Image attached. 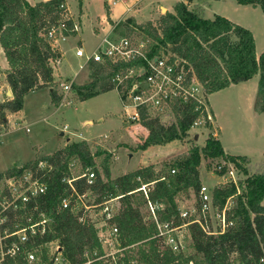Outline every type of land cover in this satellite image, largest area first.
Segmentation results:
<instances>
[{"label": "trees", "instance_id": "obj_1", "mask_svg": "<svg viewBox=\"0 0 264 264\" xmlns=\"http://www.w3.org/2000/svg\"><path fill=\"white\" fill-rule=\"evenodd\" d=\"M191 1L179 0L174 12L163 16L160 29L151 24L145 26L144 33L157 42L154 51L160 46L171 45L173 53L192 66L208 95L260 73L254 111L264 114V53L257 58L252 32L220 15L214 19L205 18V4L198 2L190 8L188 2ZM235 1L241 5L260 6L264 12V0ZM63 3L65 0L35 4L28 0H0V46L8 62L6 81L13 93L11 99L0 103L1 124L7 121L9 113L22 110L25 96L33 91L50 88L52 103L61 104L63 94L55 87L54 78V64L61 59V53L47 34L64 20V10L60 8ZM66 23L68 29L64 34L74 35L73 22L67 19ZM130 65L92 62L89 65L91 82L78 87L80 99L113 90L112 79L116 72ZM176 114L177 121L167 128L153 124L152 136L156 143H169L189 135L196 114L186 111ZM148 146L146 143L140 148ZM103 153H93L87 141L69 142L53 154L22 166L23 170H33L46 183L47 190L29 205L25 214L9 212L4 226L13 229L16 223L25 225L24 216L32 215L33 221H38L40 215H44L48 221L45 234L26 246L28 251L39 248L43 264H52L45 247L52 242L60 246L68 264H85L96 258L95 253H103L97 222L92 221L85 206L71 196L73 189L63 181L75 177L74 162L81 174L72 185L77 194L93 196V203L88 206L100 205L112 198L120 201V208L111 220L119 230V247L127 252L119 264H264V172L249 173L247 156L228 155L220 140L209 134L201 149H191L187 157L167 163L162 169L154 165L142 166L112 178L109 155L101 164L102 171L96 165V158ZM203 159L210 161V165L217 161V166L222 162L233 163L244 175L238 185L224 183L212 189L214 209L222 211L228 201L233 200L226 211L227 221L232 225L222 234L211 235L197 223L188 224L194 254L174 253L163 238L158 237L152 214H146L144 209L150 211L149 202L162 204L163 208L157 210L160 222L171 223L174 227L189 223L191 219L181 217L178 198L182 194L189 198L190 193H194L195 205L199 206ZM41 163H45V167H40ZM19 169L11 168L1 173L0 178L20 175ZM88 169L95 172L91 185L83 176ZM223 172L215 168L217 175ZM143 185H148L147 196L140 190ZM65 198H71L67 208L63 207ZM18 259L20 264H26L22 255ZM5 264L14 263L6 261Z\"/></svg>", "mask_w": 264, "mask_h": 264}, {"label": "rangeland", "instance_id": "obj_2", "mask_svg": "<svg viewBox=\"0 0 264 264\" xmlns=\"http://www.w3.org/2000/svg\"><path fill=\"white\" fill-rule=\"evenodd\" d=\"M28 1L34 4L42 0ZM115 1L117 0H65L77 28L76 35L60 40L56 45L52 42L63 56L61 62L54 66L55 87L59 92H64L61 84L71 83L75 73L79 71V65L83 63V59L75 54L79 43L83 44L86 53L92 54L102 37L110 32L112 39L122 37L142 39L145 37V26L153 24L160 29L163 16L167 12L173 13L179 0H124L114 6ZM208 1L210 4L207 0H192L190 8L197 2L205 4V18L214 19L216 15H220L249 29L254 36L256 55L259 58L264 53L262 8L241 5L235 0ZM160 6L166 9H161ZM104 18L108 24L102 23ZM117 21L120 22L116 24ZM112 24L117 25L115 30L111 27ZM127 26H130L129 29ZM159 32L161 33V30ZM4 59L0 46V88L4 92L0 93V103L7 89ZM259 78L260 73H257L248 81L233 84L209 95L210 105L217 117L214 127L200 128L194 133L189 132L183 139L160 144L154 141L156 139L152 136L154 130L140 127V124L130 125L126 121L123 105L115 89L98 93L86 100L80 99L78 87L91 82V70L87 68L75 78L72 91L59 106L52 103L50 88H42L25 96L22 110L8 114L7 121L1 125L5 134L0 144V173L41 156L51 155L67 142L87 141L93 153L104 152L96 158V165L100 171L102 162L109 155L111 177L116 178L142 166L154 165L162 169L167 163L187 157L191 149L195 147L201 149L209 134L220 140L228 155L247 156L249 173L264 172V114L254 111ZM21 127H27L30 131L27 133ZM146 143H149L148 147L140 148ZM74 163L72 169L75 173L73 176L76 177L81 174V170L77 162ZM217 163L215 161L210 165V161L206 159L201 163V182L210 189L225 183L215 173ZM236 173L239 179H244L239 170ZM178 199L181 210L189 209L196 204L194 193H190L189 198L182 194ZM93 200V196L88 194L85 205L92 204ZM111 205L114 206L116 213L120 208V201L115 200ZM144 210L150 215L147 208ZM85 211L92 221H101L99 207L90 210L85 208ZM209 216L211 228L217 229L216 216L214 213ZM182 231H186V228ZM184 253L194 254L191 242L187 241ZM126 254V251L121 250L117 254V261ZM108 259H105V262L101 261V264H111Z\"/></svg>", "mask_w": 264, "mask_h": 264}, {"label": "built area", "instance_id": "obj_3", "mask_svg": "<svg viewBox=\"0 0 264 264\" xmlns=\"http://www.w3.org/2000/svg\"><path fill=\"white\" fill-rule=\"evenodd\" d=\"M119 1L123 2L124 0H117L113 2V5L120 4ZM60 8L64 10V20L59 26L50 29L47 34V38L55 45L60 40L67 38L64 34V31L68 29L67 19L73 22V31H76L77 28L68 5L63 3ZM116 26L112 27L113 30ZM153 26L158 29L157 25ZM159 35L163 37L160 32ZM156 44L157 42L146 34L144 38L139 40L130 37L112 39L110 35H107L92 54L86 53L83 48H78L76 56L83 59V63L79 65V71L71 83L64 82L61 84L64 91L62 101L72 91L74 80L78 74L92 62L103 64L110 61L115 64H131L128 67L120 68L112 79L114 89L117 91L123 105L126 121L130 125L140 124V127L154 130L153 124L157 123L167 128L177 121V111L178 113L186 111L196 114L188 134L189 132L194 133L200 128L214 127L216 116L210 105L209 95L198 81L192 66L173 53L171 45L166 48L160 46L157 51H154ZM0 93L4 94L1 88ZM9 98L5 93L1 103L9 100ZM1 125L0 123V144L5 134L1 129ZM21 128L25 129L27 133L30 131L27 127ZM39 166L43 168L45 163H41ZM215 168L218 172L225 170L220 175L225 183L238 185L237 168L233 163L223 162ZM83 176L87 178L88 184H93L95 172L92 169H88ZM76 179L74 177L63 180L73 189L71 196L76 197V201L82 203L88 210L99 207L102 216L96 227L103 253H95L96 258L89 259L85 264H94L95 262L101 264V261L105 262L107 258H109V263L119 264L120 259L117 261V254L122 250L118 243L119 230L116 225L111 223L118 212V210L116 213L114 212V206L111 203L118 200V198L109 199L96 206L85 205L88 194L80 195L76 193L72 185ZM147 186L143 185L140 189L146 196ZM46 190V183L36 176L31 169L23 170L21 168L20 175L0 178V264H5L6 261L20 264L18 257L21 255L26 264H43L39 248L28 251L26 246L38 236L45 234L48 221L44 215H40L41 218L38 221H33L32 215L24 216L25 225L19 222L16 223L13 229L5 227L4 224L8 219L9 212L25 214L29 205L34 203L39 195L45 193ZM198 199L199 206L194 205L189 209L181 210V217L191 219V221L177 227H174L171 223L159 221L157 210L163 208L162 204L148 203L152 219L157 225L158 237L163 238L165 244L174 253L184 252L187 241L191 242V236L187 228L188 224L197 223L211 235L222 234L229 225H232L226 218V211L231 203L230 200L222 211L214 209L212 189L204 184H201L199 188ZM70 204L71 198L63 200L64 208L69 207ZM211 213H214L218 220V227L215 230L211 228L209 220ZM184 228L188 233L182 231ZM45 247L49 251L48 254L52 264H68L58 244L52 242L45 245Z\"/></svg>", "mask_w": 264, "mask_h": 264}, {"label": "crops", "instance_id": "obj_4", "mask_svg": "<svg viewBox=\"0 0 264 264\" xmlns=\"http://www.w3.org/2000/svg\"><path fill=\"white\" fill-rule=\"evenodd\" d=\"M42 1H44V0H42ZM214 1H220V0H214ZM29 2H30V1H29ZM38 2H40V1H38ZM207 2H208V4H210V1L207 0ZM36 3H37V2H36ZM197 3H198V2H197ZM34 4H35V3H34ZM195 4H196V3H195ZM188 5H189V7H190L191 2H188ZM160 8H161V9H163V8L166 9L164 6H160ZM167 11H168V10H167ZM109 20H110V19H109ZM119 22H120V21H117L116 24L119 23ZM102 23H103V24H104V23L108 24V22H106V18H104V19L102 20ZM116 24H112L111 27H114ZM102 30L104 31L105 28H103ZM110 33H111V32H110ZM110 33L104 35V36L102 37L101 41L104 39V37H106L107 35H110ZM74 35H76V31H75V34H74ZM74 35H72V36H74ZM69 37H70V36H69ZM101 41H100V43H101ZM100 43H99V44H100ZM99 44L97 45V47L99 46ZM78 48H83V44H82V43H81V44L79 43V46L76 48V51H77ZM83 49H84V48H83ZM59 51H60V50H59ZM60 53H61V51H60ZM3 54H4V53H3ZM75 54H76V52H75ZM4 57H5V56H4ZM62 58H63V56H62V53H61V59H60L58 62H56V63L54 64V66H56V64L60 63L61 60H62ZM4 61H5V70H6V69H8V62H7L6 58L4 59ZM87 68H89V66H88ZM87 68H86V69H87ZM75 75H76V73H75ZM78 75H79V74H78ZM77 77H78V76H77ZM54 78H55V77H54ZM73 78H74V77H73ZM55 82H56V81H55ZM6 88H7V89H5V90H6L5 93H6V95L8 96V91H9V88H10V87L8 86V84H7V87H6ZM31 93H32V92H31ZM60 93H61V92H60ZM61 94H62V93H61ZM50 96H51V90H50ZM11 98H12V97H11ZM216 120H217V117H216ZM24 130H25V129H24ZM29 130H30V129H29ZM25 132H26V131H25ZM67 144H68V142H67ZM62 148H63V147H62ZM225 152H226V151H225ZM41 157H42V156H41ZM39 158H40V157H39ZM37 159H38V158H37ZM34 160H36V159H34ZM30 161H33V160H30ZM30 161H28V162H30ZM28 162H26V163H28ZM26 163H24V164H26ZM24 164H23V165H24ZM23 165H22V166H23ZM22 166H14L13 168L18 167V168L21 169ZM0 174H1V173H0Z\"/></svg>", "mask_w": 264, "mask_h": 264}, {"label": "water", "instance_id": "obj_5", "mask_svg": "<svg viewBox=\"0 0 264 264\" xmlns=\"http://www.w3.org/2000/svg\"><path fill=\"white\" fill-rule=\"evenodd\" d=\"M164 9V8H163ZM8 96L11 98L13 96V93H12V90L9 89L8 91ZM195 139L197 140L198 139V135L195 136ZM69 141V140H68ZM19 171L21 172V169H19Z\"/></svg>", "mask_w": 264, "mask_h": 264}]
</instances>
